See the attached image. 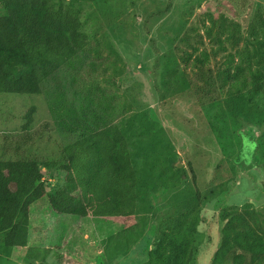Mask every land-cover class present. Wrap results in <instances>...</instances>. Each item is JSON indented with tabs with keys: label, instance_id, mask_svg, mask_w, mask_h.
I'll use <instances>...</instances> for the list:
<instances>
[{
	"label": "rangeland",
	"instance_id": "1",
	"mask_svg": "<svg viewBox=\"0 0 264 264\" xmlns=\"http://www.w3.org/2000/svg\"><path fill=\"white\" fill-rule=\"evenodd\" d=\"M63 1L80 8L92 39L40 83L39 95L0 94V140L21 131L31 105L32 128L48 124L44 153L72 143L75 132L116 124L133 144L141 191L129 217L80 218L32 205L26 245L6 249L0 237V264H145L154 217L197 192L192 264H211L219 213L264 205V98L257 94L264 89V0ZM16 54L3 61L16 63ZM240 62L256 68L251 95L219 87L218 73ZM206 74L216 77L214 93ZM200 84L197 94L187 89ZM241 140L255 162L249 153L235 159ZM58 170L52 181L61 186L65 169Z\"/></svg>",
	"mask_w": 264,
	"mask_h": 264
},
{
	"label": "trees",
	"instance_id": "2",
	"mask_svg": "<svg viewBox=\"0 0 264 264\" xmlns=\"http://www.w3.org/2000/svg\"><path fill=\"white\" fill-rule=\"evenodd\" d=\"M91 39L80 8L71 1L0 0V94L39 95L40 83ZM10 51L18 52L14 64L3 61ZM255 73L256 68H244L240 62L224 68L216 77L220 78L219 87L227 84L228 91L244 96L251 95L249 81ZM207 74L205 84L214 93L212 80L216 77ZM202 77L198 76L200 80ZM262 86L257 94L264 98ZM187 89L197 94L201 84ZM35 112L31 105L23 114L21 131L3 134L0 140L2 246L11 249L26 245L30 207L39 202H46L57 214L80 218L131 216L137 207L140 180L133 144L122 128L114 124L90 134L78 131L72 143L44 153L40 147L47 142L43 138L48 124L33 129ZM248 138L254 149L253 138ZM241 145L242 140L235 159L249 153L251 163L255 162L253 150H241ZM59 167L65 169L61 186L52 181ZM195 180L192 173L194 184ZM200 198L197 192L154 217L156 232L145 264H192ZM218 218L221 238L211 264H264V205L258 209L231 207L221 211Z\"/></svg>",
	"mask_w": 264,
	"mask_h": 264
}]
</instances>
